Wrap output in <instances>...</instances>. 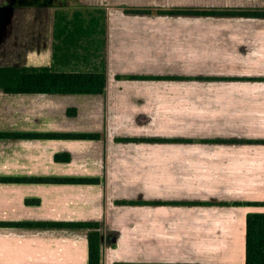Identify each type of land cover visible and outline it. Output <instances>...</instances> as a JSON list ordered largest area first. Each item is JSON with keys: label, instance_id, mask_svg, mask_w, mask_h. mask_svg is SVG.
<instances>
[{"label": "crops", "instance_id": "1", "mask_svg": "<svg viewBox=\"0 0 264 264\" xmlns=\"http://www.w3.org/2000/svg\"><path fill=\"white\" fill-rule=\"evenodd\" d=\"M126 7L264 0H0L11 65L106 74L103 93L0 87V131L100 135L1 137L0 175L100 181L0 182V220L97 221L100 264H245L246 214L264 212L246 204L264 201V16ZM87 237L84 227L0 226V264H87Z\"/></svg>", "mask_w": 264, "mask_h": 264}, {"label": "trees", "instance_id": "2", "mask_svg": "<svg viewBox=\"0 0 264 264\" xmlns=\"http://www.w3.org/2000/svg\"><path fill=\"white\" fill-rule=\"evenodd\" d=\"M132 13H190V14H243L264 16V8H184L152 9L149 7H126ZM0 87L8 93H103L106 83L105 70L98 71H56L49 66H10L0 67ZM120 75H118L119 77ZM127 77H149L127 75ZM68 112H71L68 110ZM98 133L92 132H33L0 131L1 137L9 138H52V139H93ZM117 140H147V138L117 137ZM149 140V139H148ZM183 140V139H155ZM234 141V140H226ZM66 152L54 154V160L66 161ZM98 177L54 176V175H0V182L21 183H98ZM26 202L29 200L26 199ZM38 202V199L34 200ZM227 203V202H220ZM240 203V202H233ZM246 204H264L260 201H247ZM0 226H55L84 227L88 229L87 264H100V233L97 221H24L0 220ZM245 264H264V212H248L245 218Z\"/></svg>", "mask_w": 264, "mask_h": 264}, {"label": "rangeland", "instance_id": "3", "mask_svg": "<svg viewBox=\"0 0 264 264\" xmlns=\"http://www.w3.org/2000/svg\"><path fill=\"white\" fill-rule=\"evenodd\" d=\"M4 57L5 56H3L1 53H0V67H10V66H13V65H11L7 60H5L4 59ZM5 62L6 63V65H4V64H2L1 62ZM1 72V71H0ZM0 75L2 76L3 74L2 73H0Z\"/></svg>", "mask_w": 264, "mask_h": 264}]
</instances>
